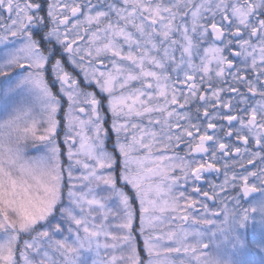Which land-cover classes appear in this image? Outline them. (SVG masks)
I'll return each mask as SVG.
<instances>
[{
  "label": "snow or ice",
  "instance_id": "obj_1",
  "mask_svg": "<svg viewBox=\"0 0 264 264\" xmlns=\"http://www.w3.org/2000/svg\"><path fill=\"white\" fill-rule=\"evenodd\" d=\"M0 48V264L264 252V0H0Z\"/></svg>",
  "mask_w": 264,
  "mask_h": 264
},
{
  "label": "rangeland",
  "instance_id": "obj_2",
  "mask_svg": "<svg viewBox=\"0 0 264 264\" xmlns=\"http://www.w3.org/2000/svg\"><path fill=\"white\" fill-rule=\"evenodd\" d=\"M95 2V0H94ZM81 19H83V17H80ZM3 49L0 48V53H2ZM106 103V101H105ZM65 107H66V104H65ZM107 110L105 109V112ZM201 119L203 120V117H201ZM62 139V137H61ZM114 139V137H113ZM111 145H112V141H109V150H111ZM66 151V149H65ZM26 155L28 156H35L37 155L36 151L31 148L30 146L26 149ZM64 161H65V164H66V161H67V158H66V155L65 157H63ZM251 167V166H249ZM117 172H119V168H117ZM218 177V180L219 182L222 180V176H217ZM187 191H191V187L190 185L187 187ZM193 196H196L195 193H192ZM197 199H201V197H196ZM210 206L212 205V201H208L207 202ZM133 207L134 209H136V220H135V223H134V229L136 230V235L138 236V228H139V203L138 201L137 202H134L133 203ZM198 211L200 210L199 208L197 209ZM248 232L249 234H252L253 232L255 233L256 237L259 238L260 236V229H259V225H250L249 229H248ZM139 249L141 250V256L142 258L147 261L148 257H147V254L145 252H143V242L142 240L140 241V244H139ZM247 259L251 262V264H262V262H264V252H261L258 248L249 252L247 254Z\"/></svg>",
  "mask_w": 264,
  "mask_h": 264
},
{
  "label": "flooded vegetation",
  "instance_id": "obj_3",
  "mask_svg": "<svg viewBox=\"0 0 264 264\" xmlns=\"http://www.w3.org/2000/svg\"><path fill=\"white\" fill-rule=\"evenodd\" d=\"M229 95H234V94H228V93H225L224 94V97L225 99H227L229 97ZM226 111V110H225ZM226 123V122H225ZM228 140H231V138H228ZM200 157H198L199 159ZM222 176V175H221ZM205 178L206 180L204 182H200L199 186L203 189H208V183L207 181H211L213 183H219V180H218V177L215 173H205ZM200 198V197H199ZM208 202V201H207Z\"/></svg>",
  "mask_w": 264,
  "mask_h": 264
}]
</instances>
